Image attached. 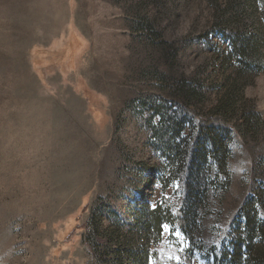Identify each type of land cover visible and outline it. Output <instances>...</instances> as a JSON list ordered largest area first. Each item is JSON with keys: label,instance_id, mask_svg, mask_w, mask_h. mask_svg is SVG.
Masks as SVG:
<instances>
[{"label": "rangeland", "instance_id": "rangeland-1", "mask_svg": "<svg viewBox=\"0 0 264 264\" xmlns=\"http://www.w3.org/2000/svg\"><path fill=\"white\" fill-rule=\"evenodd\" d=\"M164 224L264 264V0H0V264H170Z\"/></svg>", "mask_w": 264, "mask_h": 264}, {"label": "snow or ice", "instance_id": "snow-or-ice-1", "mask_svg": "<svg viewBox=\"0 0 264 264\" xmlns=\"http://www.w3.org/2000/svg\"><path fill=\"white\" fill-rule=\"evenodd\" d=\"M156 187H159V185H156ZM174 191L178 192L179 190V184L177 183L174 185ZM164 199L166 200L167 197L165 196ZM155 204H151V208H155ZM162 228V235H167L170 239L172 244L175 246L174 250L167 256V260L170 262V264H183V257L185 256V253L188 249L192 247V243L188 238L179 230L173 231L172 228L164 224L161 226ZM161 252L164 250L161 249ZM193 255V264H203L201 260V253L199 250H196L192 253ZM211 257H209V261H211ZM149 264H151V259L149 260Z\"/></svg>", "mask_w": 264, "mask_h": 264}]
</instances>
